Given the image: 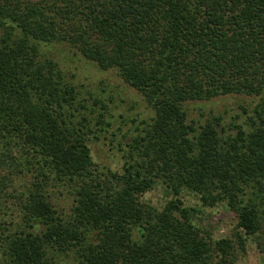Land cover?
Listing matches in <instances>:
<instances>
[{"label":"trees","instance_id":"1","mask_svg":"<svg viewBox=\"0 0 264 264\" xmlns=\"http://www.w3.org/2000/svg\"><path fill=\"white\" fill-rule=\"evenodd\" d=\"M56 43L113 68L152 112L116 187L90 177L89 147L68 122L85 98ZM226 93L257 96L248 121L194 116ZM7 158L39 181L19 200L22 223L0 227V264H57L60 251L79 264H232L229 241L201 232L178 191L224 202L240 239L264 229V0H0V168ZM47 178L74 185L67 219ZM158 179L174 196L156 209L141 196Z\"/></svg>","mask_w":264,"mask_h":264},{"label":"rangeland","instance_id":"2","mask_svg":"<svg viewBox=\"0 0 264 264\" xmlns=\"http://www.w3.org/2000/svg\"><path fill=\"white\" fill-rule=\"evenodd\" d=\"M51 48L53 52L63 56V64L75 72L72 81L77 82L80 95L85 98V107L78 108L68 122L85 138L89 147L94 165L90 177L93 181L100 182V186L105 184L116 187L119 185L118 180L112 177V173L122 171L124 160L131 151L132 137L144 126L141 120L148 119L152 112L141 95L125 83L113 68H99L88 59L72 53V49L64 44L56 43ZM93 97L99 98V101H94ZM256 102L257 96L243 93L220 94L198 101L200 110H195L193 114L200 119L211 114H221L225 123L230 120L248 121V115L252 113ZM15 150L13 148L12 154H16ZM21 162L23 160L19 158L1 161L0 175H5L6 180L0 192V227L12 228L15 224L22 223L19 200L31 184L39 181L35 178L36 169L32 168V164L21 165ZM70 183L64 179L47 178L42 189L56 213L63 219L70 216L74 200V185ZM165 186V182L158 179L142 193V200L159 209L166 199L174 196L169 187ZM178 192L183 205L193 209L192 222L201 232L207 233L212 240L226 238L229 241V258L232 264H261L260 246L264 245V229L249 236L243 235V239H240L236 215L224 202L207 205L188 188L181 187ZM217 258L218 255H215L214 259ZM56 263L79 264L74 251L57 252Z\"/></svg>","mask_w":264,"mask_h":264}]
</instances>
